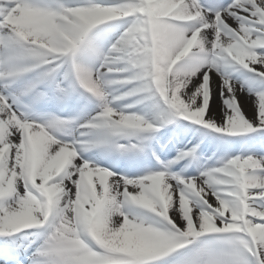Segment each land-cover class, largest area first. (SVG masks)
<instances>
[{"label": "snow or ice", "instance_id": "1", "mask_svg": "<svg viewBox=\"0 0 264 264\" xmlns=\"http://www.w3.org/2000/svg\"><path fill=\"white\" fill-rule=\"evenodd\" d=\"M0 264H264V0H0Z\"/></svg>", "mask_w": 264, "mask_h": 264}]
</instances>
